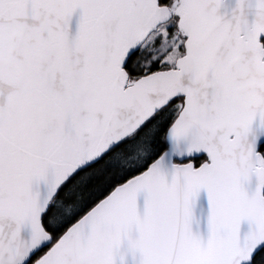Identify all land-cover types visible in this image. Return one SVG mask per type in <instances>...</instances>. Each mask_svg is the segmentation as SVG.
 <instances>
[{
	"label": "snow or ice",
	"instance_id": "snow-or-ice-1",
	"mask_svg": "<svg viewBox=\"0 0 264 264\" xmlns=\"http://www.w3.org/2000/svg\"><path fill=\"white\" fill-rule=\"evenodd\" d=\"M0 264H264V0H0Z\"/></svg>",
	"mask_w": 264,
	"mask_h": 264
}]
</instances>
